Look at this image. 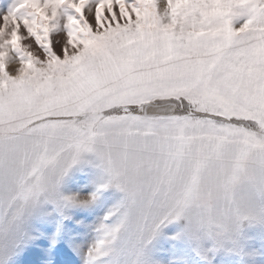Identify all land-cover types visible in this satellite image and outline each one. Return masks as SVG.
I'll return each instance as SVG.
<instances>
[{"label":"snow or ice","instance_id":"snow-or-ice-1","mask_svg":"<svg viewBox=\"0 0 264 264\" xmlns=\"http://www.w3.org/2000/svg\"><path fill=\"white\" fill-rule=\"evenodd\" d=\"M38 243L42 264L264 259V0L0 7V264Z\"/></svg>","mask_w":264,"mask_h":264},{"label":"rangeland","instance_id":"rangeland-1","mask_svg":"<svg viewBox=\"0 0 264 264\" xmlns=\"http://www.w3.org/2000/svg\"><path fill=\"white\" fill-rule=\"evenodd\" d=\"M158 5L166 4V0H156ZM7 4V0H0V7H3ZM80 183H83V179L81 178ZM72 189L78 187L76 183L70 184ZM102 212L101 209H97L95 214H100ZM80 219H87L89 222L93 218L92 215L83 214L79 217ZM165 231H171V228L165 229ZM91 243V240L88 241ZM43 243H38L35 246H31L25 249L22 253L15 256L13 258V264H42L40 253L43 250ZM56 259L58 260L59 264H81V260L79 256L68 255L63 250L57 255ZM259 264H264V259H260Z\"/></svg>","mask_w":264,"mask_h":264}]
</instances>
